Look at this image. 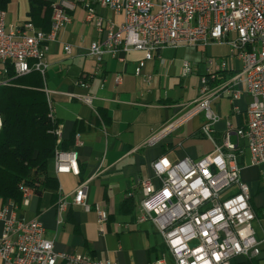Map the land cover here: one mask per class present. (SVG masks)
<instances>
[{
    "label": "built area",
    "instance_id": "1",
    "mask_svg": "<svg viewBox=\"0 0 264 264\" xmlns=\"http://www.w3.org/2000/svg\"><path fill=\"white\" fill-rule=\"evenodd\" d=\"M95 3L121 17L119 23L109 21L104 26L102 19L95 17L94 8L85 4L86 20L96 18L95 27L104 35L89 48L97 68L103 54L114 57L119 52L134 50L143 53L135 68V74L140 75L145 62L162 47L209 42L225 43L228 58L240 62V68L220 89L229 87L226 91L232 103L243 93L250 97L245 124L234 126L226 120L221 140L213 138L211 126L218 117L211 112L210 102L220 89L210 88L207 78L203 77L193 107L181 119L165 126L160 134L173 131L185 119L202 112L206 122L201 130L213 142L214 150L197 159L186 157L170 161L161 156L153 162L152 169L160 184L154 187L148 180L137 183L142 196L135 220L138 223L150 221L155 226L175 264H231L240 257H257L261 250L252 228L255 212L250 203L249 188L240 179L239 160L247 151L250 165L264 164V0H95ZM73 7L68 0L52 2L48 31L37 28L28 20L9 24L6 10L0 9V86H9L12 77L25 76L32 71L39 72L44 78L48 46L70 21L67 9ZM63 49L66 53L71 52L68 45ZM209 64L212 65V60ZM216 68L226 69V61H221ZM191 70L192 64L184 61L182 75H188ZM121 80L120 75L114 76L115 84ZM43 91L47 117L55 122L50 93L45 87ZM71 95L93 108L94 96ZM53 133L59 143L62 140L59 125ZM160 134L152 136L146 143H155ZM232 137L235 142L231 141ZM75 142L77 146L82 144L77 133ZM53 170L55 175L78 176L77 152L56 151ZM91 179L75 187L71 202L86 212L91 210L87 202V184ZM261 185L264 186V176ZM20 190L19 205L11 199L0 204L1 264H118L87 254L57 252L37 218L27 220L18 215L19 206L27 207L34 193L24 186H20ZM67 207L68 203L60 196L57 224L62 222ZM94 211L98 231L104 233L108 214L101 207ZM115 226L127 229L128 223Z\"/></svg>",
    "mask_w": 264,
    "mask_h": 264
},
{
    "label": "crops",
    "instance_id": "2",
    "mask_svg": "<svg viewBox=\"0 0 264 264\" xmlns=\"http://www.w3.org/2000/svg\"><path fill=\"white\" fill-rule=\"evenodd\" d=\"M68 1L74 4L73 9H67L70 21L46 52L44 87L50 93L62 140H72L70 150L77 152L79 175H55L51 161L48 175L56 178L57 188L35 191L27 207L19 206L18 215L27 220L37 218L57 252L87 254L118 264H175L155 226L150 221L138 223L135 220L142 196L137 183L148 180L154 187L159 186L152 163L161 156L170 161L186 157L197 159L214 150L213 142L201 130L206 122L202 112L185 119L171 132H160L193 107L203 77L207 78L210 88L220 89L241 64L228 58L225 43L209 42L162 47L145 62L140 75L135 74V68L143 53L134 50L119 52L114 57L103 54L97 68L89 48L104 35L96 29L95 20L101 18L106 26L109 21L119 23L121 17L98 6L95 0ZM87 3L95 12L96 18L91 21L86 20ZM6 18L9 24L28 20V1L10 0ZM65 45L71 47L70 53L64 51ZM184 61L192 64L191 72L185 76L182 75ZM221 61H226V69L216 68ZM115 75L122 78L119 84L114 83ZM226 89L229 87L220 89L210 102L211 112L218 117L211 126V135L217 141L223 136L226 120L234 126H243L247 119L250 97L243 93L232 103ZM71 94L94 96L93 108ZM76 133L80 135V146L75 142ZM159 134L155 143H146ZM231 141L235 142V138ZM239 163L240 179L247 184L251 195L250 203L255 212L252 228L261 253L252 259L237 258L231 264L247 260L264 264L262 175L258 166L250 165L247 151ZM88 178H92L87 184V202L91 210L86 212L71 202L75 187ZM60 196L68 207L62 222L57 224ZM127 198L130 206L122 207ZM98 207L108 214L104 233L98 231L94 211ZM123 223H128L127 229L115 226Z\"/></svg>",
    "mask_w": 264,
    "mask_h": 264
},
{
    "label": "trees",
    "instance_id": "3",
    "mask_svg": "<svg viewBox=\"0 0 264 264\" xmlns=\"http://www.w3.org/2000/svg\"><path fill=\"white\" fill-rule=\"evenodd\" d=\"M28 21L43 31L50 28L51 3L27 0ZM10 0H0L6 10ZM11 71L9 76L12 77ZM11 85L0 86V200L21 203L20 186L32 189L57 188L48 175L56 151H69L72 140L56 142L53 130L59 123L47 117L44 78L37 71L11 78ZM127 198L122 207L130 206ZM242 264H253L247 260Z\"/></svg>",
    "mask_w": 264,
    "mask_h": 264
},
{
    "label": "rangeland",
    "instance_id": "4",
    "mask_svg": "<svg viewBox=\"0 0 264 264\" xmlns=\"http://www.w3.org/2000/svg\"><path fill=\"white\" fill-rule=\"evenodd\" d=\"M50 1H52L53 3H54V2H57V0H50ZM191 107H192V106H191ZM191 107L189 108V110L191 109ZM189 110H188V111H189ZM257 168H258V170L260 171V175L264 176V164L258 166ZM262 176H261V177H262ZM241 181H242V180H241ZM262 189H264V188H262Z\"/></svg>",
    "mask_w": 264,
    "mask_h": 264
}]
</instances>
